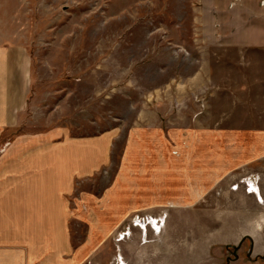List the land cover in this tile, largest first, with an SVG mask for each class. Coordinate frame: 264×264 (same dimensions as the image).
Returning <instances> with one entry per match:
<instances>
[{
    "label": "rangeland",
    "instance_id": "rangeland-1",
    "mask_svg": "<svg viewBox=\"0 0 264 264\" xmlns=\"http://www.w3.org/2000/svg\"><path fill=\"white\" fill-rule=\"evenodd\" d=\"M205 11L0 0V43L24 46L31 68L0 160L17 145L15 159L88 153L58 203L81 264H264V43L216 35Z\"/></svg>",
    "mask_w": 264,
    "mask_h": 264
},
{
    "label": "crops",
    "instance_id": "crops-1",
    "mask_svg": "<svg viewBox=\"0 0 264 264\" xmlns=\"http://www.w3.org/2000/svg\"><path fill=\"white\" fill-rule=\"evenodd\" d=\"M201 5L212 31L218 30L216 35L229 34V39L241 45L264 43L263 0H201ZM30 71L24 46L0 43V137L18 131L28 105ZM50 146L37 155L34 148L27 150L33 155L15 159L13 152H24L17 145L0 160V245L11 250L2 253L1 263H82L81 258H74L68 235L69 208L58 203L70 191L74 172L79 171L74 169L75 160L81 163L88 153L81 157L71 144Z\"/></svg>",
    "mask_w": 264,
    "mask_h": 264
}]
</instances>
